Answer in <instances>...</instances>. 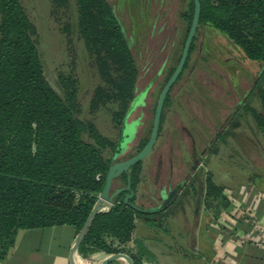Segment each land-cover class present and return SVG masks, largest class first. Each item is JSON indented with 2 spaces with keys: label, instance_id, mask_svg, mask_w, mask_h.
Listing matches in <instances>:
<instances>
[{
  "label": "trees",
  "instance_id": "obj_1",
  "mask_svg": "<svg viewBox=\"0 0 264 264\" xmlns=\"http://www.w3.org/2000/svg\"><path fill=\"white\" fill-rule=\"evenodd\" d=\"M78 3L80 34L101 75L112 84L99 87V96L119 102L114 112L119 136L104 134L95 121L80 115L75 74H59L63 94L53 87L41 60L37 27L22 1L0 0V261L20 228L70 223L79 232L104 187L114 155L122 149V127L135 97L139 66L113 4L109 0ZM201 5L199 24L225 31L247 57L262 61L256 82L264 83V0H201ZM194 7L190 0L183 12L190 26ZM237 122L235 118L232 126ZM141 166L138 161L130 171L135 191ZM123 179L128 182V173ZM208 180L219 195V185L212 177ZM129 191L123 190L113 205L96 213L78 247L80 253L123 251L136 264L150 257L142 240L135 241L136 251L127 247L136 217L143 212L136 193L125 197ZM229 205L227 196L224 207Z\"/></svg>",
  "mask_w": 264,
  "mask_h": 264
},
{
  "label": "rangeland",
  "instance_id": "obj_2",
  "mask_svg": "<svg viewBox=\"0 0 264 264\" xmlns=\"http://www.w3.org/2000/svg\"><path fill=\"white\" fill-rule=\"evenodd\" d=\"M21 1L37 27L40 56L50 83L60 94H63L59 74L61 72L75 74L79 79V98L82 107L80 115L95 121L104 134L118 138L119 128L114 119V112L119 108V102L108 96L102 98L99 96V87L109 88L112 84L101 75L80 34L78 0ZM109 1L113 4L115 12L131 39L137 64L141 68V78L138 84L139 90H141L148 84L152 74L156 72L160 61L159 59L158 63L150 64L149 69H145L148 63L147 52H149L147 33L153 29L154 24H156L157 32L162 23L167 21L166 34H171L172 37L177 35L167 69L174 67L181 56L184 40L190 27L189 21L183 15L190 0ZM163 36L166 35L163 34ZM195 38V48L189 61V67L175 86L177 88L185 80L190 65L198 58L194 72L198 73V76L193 74L187 81L180 92V95L183 94L184 97L178 94L175 98V107L185 117L183 118L184 122L189 123L190 116H192L188 110V103L185 102L187 97L192 100V109L205 119H211L210 115L213 114L221 121L241 101L251 107L248 111L243 107L237 112L235 117L238 121L237 124L234 127L230 126L231 132L225 133L224 138L220 137L219 142L203 159L200 167L191 174V185L189 183L186 187L191 191L192 197L188 202H190L193 211L209 209L212 212H217L225 206L229 189L247 184L250 178H254L263 185L264 83L257 85L256 82L263 62L247 57L243 48L225 31L208 23L199 24ZM202 42L203 48L199 50ZM167 47L171 46L167 45ZM196 80L203 84L201 92L197 88L199 83H196ZM162 83L163 79H160L157 85L150 87L152 94L149 96L148 112L142 118H146L147 126L152 124L154 104ZM196 89H198L197 92H195ZM197 95L200 99H197ZM143 98V93L139 97L135 95L134 105H132L134 108L130 113H127L124 121L127 124L123 146L126 141L131 139L140 124L137 117L142 106H136V104ZM170 109L171 107L166 114L167 120L161 136L158 138L155 148L144 158V163H155L156 150L166 139L168 129L172 127L175 133L180 132L179 127L174 126L173 123L181 125V118H177V121L174 120ZM193 122H195L193 124L197 123L196 120ZM147 126H144L146 130ZM144 134L148 135V131ZM167 148L169 149L168 144L165 146V149ZM178 148L175 145V149ZM128 149L120 157H127L137 150L133 146ZM152 167L147 168L150 181L152 180L150 177ZM209 177H212L219 185L218 187L221 189L219 195L215 193V187H210Z\"/></svg>",
  "mask_w": 264,
  "mask_h": 264
},
{
  "label": "crops",
  "instance_id": "obj_3",
  "mask_svg": "<svg viewBox=\"0 0 264 264\" xmlns=\"http://www.w3.org/2000/svg\"><path fill=\"white\" fill-rule=\"evenodd\" d=\"M142 164L146 168L154 165ZM141 184L140 180L136 189L139 206L148 197ZM190 192L181 191L174 207L160 213L142 210L137 215L127 247L136 251L135 241L144 242L151 255L143 257L141 264H264V245L237 238L242 232H255L257 223L264 224V172L263 185L250 178L247 184L229 189L230 205L221 211H193L188 202ZM77 234L70 223L20 228L0 264H72L71 249ZM109 254L97 251L89 256L100 261ZM108 264L129 262L120 257Z\"/></svg>",
  "mask_w": 264,
  "mask_h": 264
},
{
  "label": "flooded vegetation",
  "instance_id": "obj_4",
  "mask_svg": "<svg viewBox=\"0 0 264 264\" xmlns=\"http://www.w3.org/2000/svg\"><path fill=\"white\" fill-rule=\"evenodd\" d=\"M155 25L156 24H154L153 29L147 33V37H148L147 45L149 52H147L148 63L145 69L146 70L149 69L150 64L158 63V60L160 59L159 65L157 66L156 72L153 73L152 76L149 78L148 84L141 90H139V86H138L139 80L141 78V68L139 67V75L135 87V95L136 97L137 96L139 97V95H141L142 93L144 94V98L142 100H139L138 104H136V106L137 105L142 106V110L139 116L137 117L139 119L140 124L138 125L137 130L133 133L131 139L128 140L130 142L126 141L125 146H123L124 145L123 141L125 138L124 137L125 128L127 124L126 122H124L122 127L123 128L122 129L123 135L121 141L122 149L121 151L117 152L114 155V160L112 163L127 159L128 157L137 153L147 143L151 135L154 115H155V110L159 95L164 85L167 83L168 79L171 77L172 73L176 69L181 58L180 56L177 64L174 67L167 69L168 61L172 56V49L177 41V35L172 37L171 34L169 35L166 34L165 27L168 26L167 21L162 23V25L159 27L157 32L155 30ZM188 33L189 31L186 34L184 40V46ZM163 34L166 36H163ZM195 39L196 38L194 35L185 65L167 93L164 102L158 138L161 136L162 130L164 129V124L167 120L166 114L169 111L170 107H171L170 110L172 112V118L176 121L177 118H181L182 121L181 125H177V123L175 125V123H173L174 126L179 127L180 132L175 133L172 127L167 130L165 136L166 139L164 140V142L161 143V146L156 150V157L154 160L155 163L151 168L152 171L150 172L151 173L150 177L152 179L150 183L148 182V179L146 177V175L148 174L147 168L144 167L143 164L141 166V175H140L142 181L141 189L143 190V193H146L148 195V197H146L140 203V206L141 209L146 212L160 213V211H164L169 207H174L177 205L176 202L178 201V196L180 192L188 190L186 189V187L190 183V180H192L191 174L200 167L201 163L203 162V159L206 158L210 154V152L214 149L216 144L219 142L220 137H222L223 134L226 132H228V134L231 132L230 126L234 123L237 112H239L245 105V102L241 101L240 103H238V105L233 107L232 111H230L221 121H219V119L215 118L213 114L210 115L211 119L208 118L205 119L203 116L197 114V112L192 109L191 98L187 97L185 102L188 103V110L189 112L192 113V116H190L191 119L189 123L184 122L183 118L185 117L175 107V98L178 96V94L179 96H183V94L180 95V92H182L183 87L186 85L190 77L193 76V74H195L194 72L197 66L198 58H196V60H194V62H192V64L190 65L189 73L188 76L185 78V80L182 81L177 86V88H175V86L178 83V81L181 80L184 71L189 67V61L191 59L192 53L195 48L194 45ZM167 45H170L171 47L168 48ZM202 48H203V42L201 43L199 50H201ZM197 74H195V76H198ZM160 79H163V83L160 92L158 94L156 103L154 104L152 124L150 126H147L146 118L144 119L142 118L148 112L147 106L149 103V96L150 94H152V89L150 90V87L157 85ZM198 81L196 80V83ZM198 83L199 84L197 85V88L201 92L203 89V84L201 82ZM198 89L194 91L197 92ZM197 99H200L198 95H197ZM133 102L132 105H134ZM133 108L134 107L131 106L128 113H130V111ZM188 115H190V113H188ZM193 120H196L198 124L197 123L193 124L195 123L193 122ZM144 126H147L148 129L146 130V127ZM146 131H148V135L144 134ZM146 138H147L146 143L143 146H141L142 141H144ZM158 138L156 142L158 141ZM156 142L153 149L156 146ZM167 144L169 146V149L168 148L165 149V146ZM175 145H177V147L179 148L175 149ZM131 146L137 148L136 152L130 154L127 157H120L128 148L130 149ZM143 160L144 158L141 161L143 162ZM131 168L132 166L129 168L128 171L122 172L114 179L113 191L117 188L125 187L127 185L128 182L124 181L123 176L125 172L128 173V180H129V178H131L130 176ZM119 182H121L122 185L121 184L119 185ZM122 191H120V193ZM159 206L160 208H158ZM159 218L160 217L157 216V219Z\"/></svg>",
  "mask_w": 264,
  "mask_h": 264
},
{
  "label": "water",
  "instance_id": "obj_5",
  "mask_svg": "<svg viewBox=\"0 0 264 264\" xmlns=\"http://www.w3.org/2000/svg\"><path fill=\"white\" fill-rule=\"evenodd\" d=\"M194 4H195V7H194L193 20L191 23V27H190V30H189V33H188V36H187V39L185 42V46H184L180 61L177 65L176 69L172 73L171 77L168 79L167 83L164 85V87H163V89L159 95V98H158L151 135H150L147 143L137 153L133 154L132 156L128 157L125 160L117 161V162L112 163L110 165L109 170L106 174V180H105L104 187L101 190V192L99 193V197L96 201V204L94 205V207H93L91 213L89 214L86 222L84 223L83 227L78 232L75 243L72 246V249H71L72 264H76L75 253L78 251V247H79L81 241L83 240L85 234L87 233L89 226H90L94 216L96 215V213L105 207H109V206L113 205L115 202V198L120 193V191L125 190V189L130 190L129 192H127L125 194L126 198H128L129 196L136 193V191L132 188L131 178H129L128 183L125 187L117 188L113 191L114 179L119 174H121L122 172L128 171L129 168L133 164H135L138 161H141L143 158H145L151 152V150L153 149V147L155 145V142H156V140L158 138V134H159L161 117H162L164 102H165L167 93H168L169 89L171 88L172 84L174 83V81L179 76L181 70L183 69V67L185 65L193 37H194V35L197 31V28L199 26V23H200L201 7H202L201 0H194ZM138 207L141 208V206H139V205H138ZM158 208H160V206ZM120 257L125 258L129 262V264H136L133 257L130 254L123 252V251L110 253L109 255H107L106 257L101 259L97 264H108V263L112 262L113 260L120 258Z\"/></svg>",
  "mask_w": 264,
  "mask_h": 264
},
{
  "label": "built area",
  "instance_id": "obj_6",
  "mask_svg": "<svg viewBox=\"0 0 264 264\" xmlns=\"http://www.w3.org/2000/svg\"><path fill=\"white\" fill-rule=\"evenodd\" d=\"M235 206V205H234ZM256 224V223H255ZM264 224L263 222L257 223L255 232H242L240 233L237 238L243 241H253L257 244L264 245ZM75 261L76 264H97L99 261L91 256H86L77 251L75 253Z\"/></svg>",
  "mask_w": 264,
  "mask_h": 264
}]
</instances>
